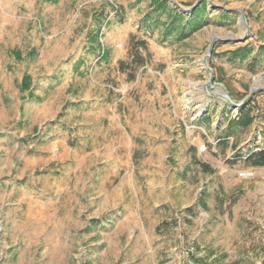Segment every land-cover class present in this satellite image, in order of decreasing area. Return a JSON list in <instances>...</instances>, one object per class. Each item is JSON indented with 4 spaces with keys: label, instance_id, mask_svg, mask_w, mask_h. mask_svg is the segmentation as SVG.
<instances>
[{
    "label": "rangeland",
    "instance_id": "374dc122",
    "mask_svg": "<svg viewBox=\"0 0 264 264\" xmlns=\"http://www.w3.org/2000/svg\"><path fill=\"white\" fill-rule=\"evenodd\" d=\"M205 2L179 39L151 0H0V264H264V0Z\"/></svg>",
    "mask_w": 264,
    "mask_h": 264
},
{
    "label": "trees",
    "instance_id": "16d2710c",
    "mask_svg": "<svg viewBox=\"0 0 264 264\" xmlns=\"http://www.w3.org/2000/svg\"><path fill=\"white\" fill-rule=\"evenodd\" d=\"M173 3L170 0H151L150 7L151 12L146 14V21L144 22L145 27H149V21H159L160 15H165L166 20L162 24L164 25L163 34L165 36L174 33L176 38H182L192 29H196L202 21V15L205 12L206 2L201 0L196 6L193 7V10L188 15L183 11L179 10L178 7L172 5ZM223 17H227V14H222ZM243 41V40H242ZM239 42V41H238ZM142 49L148 52L147 44L145 40L131 41V56L135 66H141L144 63V57L139 52V49ZM235 53L239 52L240 57H245L247 53V48L243 45L233 49ZM123 62H120V64ZM255 64V63H254ZM124 70V69H123ZM24 85H27V77L24 80ZM252 109L251 102H248L246 107L243 109L238 119H232L228 122V129L231 127H247L253 121V116L250 115ZM220 144L227 145V142H224V139L219 140ZM238 157H242L239 154ZM243 162L249 166H264V145L258 147L257 149H249L246 155L243 158ZM198 165L204 170H209L207 164L203 162H197Z\"/></svg>",
    "mask_w": 264,
    "mask_h": 264
},
{
    "label": "water",
    "instance_id": "95a60500",
    "mask_svg": "<svg viewBox=\"0 0 264 264\" xmlns=\"http://www.w3.org/2000/svg\"><path fill=\"white\" fill-rule=\"evenodd\" d=\"M172 3H174L176 6H178L180 9H182V7H180L176 2H174L173 0H170ZM201 0H196L194 2V4H192V6H190L189 8L192 9L194 6H196ZM241 18H242V22L243 24H246L245 21H244V16H243V13L241 12ZM246 31H248V27H246ZM246 37V34L242 37H239V38H235L233 41L234 42H238V41H242L244 40ZM213 45H214V42L212 41L209 46H208V49H207V55L205 57H208L210 56L211 54V51H212V48H213ZM213 81V76L211 75L210 76V80L209 82H212ZM260 90L259 87L257 86H254L251 88L250 92L248 93V95L242 99L240 102L238 103H234L232 102L225 94H222V95H219L223 100L227 101L229 105H231L232 107L234 108H241L242 106H244L249 100L250 98Z\"/></svg>",
    "mask_w": 264,
    "mask_h": 264
}]
</instances>
